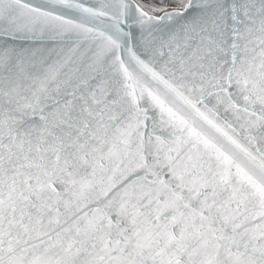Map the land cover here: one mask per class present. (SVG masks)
<instances>
[{
  "label": "snow or ice",
  "instance_id": "6c2138e0",
  "mask_svg": "<svg viewBox=\"0 0 264 264\" xmlns=\"http://www.w3.org/2000/svg\"><path fill=\"white\" fill-rule=\"evenodd\" d=\"M0 264H264V0H0Z\"/></svg>",
  "mask_w": 264,
  "mask_h": 264
}]
</instances>
